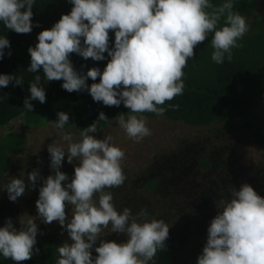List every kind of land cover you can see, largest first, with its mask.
<instances>
[{
  "label": "clouds",
  "instance_id": "obj_1",
  "mask_svg": "<svg viewBox=\"0 0 264 264\" xmlns=\"http://www.w3.org/2000/svg\"><path fill=\"white\" fill-rule=\"evenodd\" d=\"M72 5L50 29L38 34V43L29 47L28 72L42 69L47 81H59L69 93L87 91L94 102L130 111L119 115L117 125L135 142L150 136L148 112L163 116L178 104H168L183 94L184 69L195 57L194 49L211 35L216 64L232 60V50L240 46L250 25L234 10L237 0H67ZM36 0H0V24L18 34L31 33ZM223 21V23H221ZM114 33V42L110 40ZM10 41L0 36V60L11 56ZM7 50V51H6ZM84 60L108 62L78 71L70 54ZM107 53V56H105ZM110 58V59H108ZM86 67V65L82 66ZM98 83H87L89 79ZM23 86L22 76L0 74V88ZM30 96L24 108L33 111L32 101L46 102L41 76L28 85ZM111 125L103 112L78 137L64 131L69 114L57 113L49 124L61 142L54 140L47 151L54 173L43 179L36 201L38 217L20 218V227L7 218L0 227V257L20 264L39 254L37 219L57 222L68 240L56 247L55 264H156L157 253L165 249L170 226L152 217L147 207L134 212L118 208L111 189L124 185L127 177L122 162L125 151L113 143L111 135L96 138L100 122ZM73 164L71 178L61 171L63 162ZM20 178L0 183L8 199L16 202L26 189H35L41 175L34 169ZM70 181V182H69ZM217 214L207 228V240L196 264H264V197L248 183L239 189L229 185L213 201ZM70 208V212L66 209ZM112 233L122 234L123 242L105 240ZM99 241V246H96ZM93 252L96 255H93Z\"/></svg>",
  "mask_w": 264,
  "mask_h": 264
},
{
  "label": "trees",
  "instance_id": "obj_2",
  "mask_svg": "<svg viewBox=\"0 0 264 264\" xmlns=\"http://www.w3.org/2000/svg\"><path fill=\"white\" fill-rule=\"evenodd\" d=\"M212 2L219 5L223 0H212ZM71 8L72 5L67 0H36L32 20L40 27H34L28 34L15 33L0 24V36L5 35L10 41L12 52L10 57L6 55L3 60H0V74H17L24 80L23 86L14 87L10 83L7 87L0 88V128L22 120L28 128L43 129L50 125L49 121L57 120V113L60 111L69 114V123L65 125L64 131L75 130L78 133L96 121L100 112L112 120L111 125L116 123L121 114H124L127 119L130 110L123 104L118 108L105 106L102 102H94L87 91L67 92L61 87L62 80L47 81L42 69L34 73L27 71L31 60L28 48L35 47L38 43V34L50 29L62 15L68 14ZM234 10L246 17L250 29L242 40L238 41L240 46L232 50V60H225L222 64L212 61L213 48L210 35L205 42L194 49L195 57L188 61L184 69L183 94L172 101H167L164 105L167 107L168 104H178L179 110L173 111L169 108L163 116L148 112L141 115L148 120L163 119L170 124H180L189 129L199 130L202 134L207 132L209 137L234 133L244 127L252 135L255 145L264 151V127L259 113V107L264 101V0H237ZM110 40L114 42V33L111 31ZM70 59L74 68L85 74L92 67H99L103 71L108 62L107 59L105 61H93L91 58L84 60L75 53L70 54ZM84 65L86 67H82ZM36 75L41 76V84L46 92V102L41 104L39 101H32L33 111L30 112L24 108V100L30 96L28 85ZM98 82L99 77L96 81L91 79L87 81L89 86ZM111 125L101 121L97 132ZM192 143L191 145L188 141L177 137L173 148H170L169 139H167L168 146L166 141L157 143L155 149L162 153L154 161L155 168L165 167L168 172L158 169L156 172L155 168H146L142 172L147 175L143 182L145 188L149 191H157L161 186H167L166 190L173 192L170 187L174 182V184L182 185V190L176 189L173 200L176 198L194 200L196 196L190 198L187 189L196 188L198 191L201 184V172L212 170L222 172L225 165L233 163V158L229 160L224 150L216 152L211 150L209 145H199V141ZM25 145L26 137L21 132H11L3 136L0 142V175L8 171L12 159L21 155ZM164 146L173 151L166 155ZM69 165H76V163ZM187 170L191 174L185 175ZM61 171L71 178L74 174V166H67ZM257 177L258 175L255 178ZM167 179H171L170 182ZM167 206L170 214L166 215V220L172 218L169 202ZM194 208L189 210L188 217L197 216L194 214ZM216 214L209 213L210 216L208 215L207 218H214ZM181 223L185 224L183 221ZM170 238L165 241V249L157 253L156 264H196V259L204 245L190 247L191 260L184 256V252L178 247L183 243L176 244ZM62 244L46 225H38L36 247L40 250L39 254L20 264H55L58 258L56 247ZM0 264H16V262L0 257Z\"/></svg>",
  "mask_w": 264,
  "mask_h": 264
},
{
  "label": "rangeland",
  "instance_id": "obj_3",
  "mask_svg": "<svg viewBox=\"0 0 264 264\" xmlns=\"http://www.w3.org/2000/svg\"><path fill=\"white\" fill-rule=\"evenodd\" d=\"M259 113L262 116L261 121L264 127V101L259 107ZM147 122L152 134L140 142L130 139L117 123L93 134L98 139L111 135L113 143L121 147L126 154L122 167L127 179L121 187L111 189L114 195V202L118 208L129 207L134 212L139 211L142 207H147L152 217L164 219L170 226V240L176 244L178 242L183 243L178 247L184 252V256L192 260L189 249L191 246L204 245L206 243L207 228L213 219L207 218V216L209 213H217L213 201L218 199V194L221 191L225 190L229 185L235 186L238 190L241 184L248 183L258 195L264 197V151L255 145L252 135L244 127L234 133H224L221 136L209 137L207 132L202 134L199 130L189 129L180 124H170L163 119H147ZM11 132L23 133L26 137V145L21 155L12 159L8 166V171L0 175V183H6L9 178H20L21 175L25 176V182L27 183V174L34 169H39L42 178L37 182L35 189H26L24 195L19 197L16 202L8 199L6 191H0V227L4 226L7 218H11L14 226L19 228L20 218L26 219L27 215L38 217L36 201L39 196V187L43 186V179L54 174L49 166L50 159L47 147L54 140L61 142V138L57 134V130L51 125L43 129H34L26 127L22 120H17L7 127L0 128V142L3 136ZM67 132H71L76 137L79 135L75 130H68ZM176 137L188 141L191 145L193 144L192 142L199 141V145H209L208 147L216 152L224 150L229 160L233 158V163L225 165L222 172L216 170L201 172V184H199L198 191H196V188L187 189L190 198L196 196L194 200L180 198L173 200L174 192L176 189H181L182 186L174 184V182L173 186L170 187L173 192L166 190L167 186H161L157 191H149L143 183L147 175L142 172L149 167L155 168L154 161L162 153L161 151H156L155 145L160 141H166L168 146L167 139H169V145L171 142L170 148H173ZM147 143L150 144L148 145ZM164 149L166 150H164L166 155L173 151L172 149H166L165 146ZM195 150H197L196 147ZM73 163H76V165H69L67 157H65L61 170L67 166H78V162L74 161ZM157 169L159 171H167L165 167L160 169L157 166ZM157 169L155 168L156 172H158ZM188 173L191 174L189 170L185 171V175ZM256 175H258L257 178H255ZM167 180L170 182L171 179ZM167 201L169 202L170 211H172L170 215L172 218L168 220L165 219L166 215L170 214L167 210ZM191 208L195 209L194 214L197 216L188 217ZM182 210L183 212H181ZM66 212H70V208L66 209ZM181 221L185 224L181 223ZM37 224L46 225L48 230L55 237H58L62 243L69 239L67 232H64L55 221L51 224H45L37 219ZM103 239L120 243L125 240V237L122 234L112 233L111 235H106ZM96 246H99V241H97ZM93 255H96V253L93 252Z\"/></svg>",
  "mask_w": 264,
  "mask_h": 264
}]
</instances>
